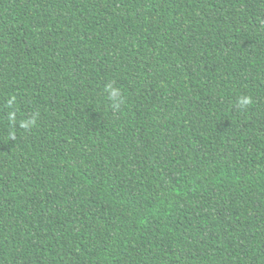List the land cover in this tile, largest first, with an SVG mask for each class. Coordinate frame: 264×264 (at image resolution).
<instances>
[{"label": "trees", "instance_id": "1", "mask_svg": "<svg viewBox=\"0 0 264 264\" xmlns=\"http://www.w3.org/2000/svg\"><path fill=\"white\" fill-rule=\"evenodd\" d=\"M0 264H264V0H0Z\"/></svg>", "mask_w": 264, "mask_h": 264}, {"label": "clouds", "instance_id": "2", "mask_svg": "<svg viewBox=\"0 0 264 264\" xmlns=\"http://www.w3.org/2000/svg\"><path fill=\"white\" fill-rule=\"evenodd\" d=\"M105 91L108 93L109 97L113 101V106L115 108H119L123 103V99L121 98V92L119 88H115L112 84H108L105 86ZM253 103L252 98L250 96H241L238 100V107L240 109H245L249 105Z\"/></svg>", "mask_w": 264, "mask_h": 264}]
</instances>
